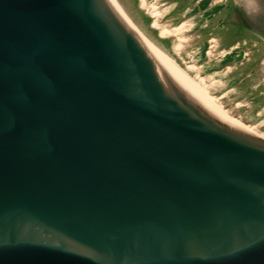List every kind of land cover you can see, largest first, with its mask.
Returning <instances> with one entry per match:
<instances>
[{"label": "water", "instance_id": "95a60500", "mask_svg": "<svg viewBox=\"0 0 264 264\" xmlns=\"http://www.w3.org/2000/svg\"><path fill=\"white\" fill-rule=\"evenodd\" d=\"M0 264H264V137L108 0H0Z\"/></svg>", "mask_w": 264, "mask_h": 264}, {"label": "rangeland", "instance_id": "374dc122", "mask_svg": "<svg viewBox=\"0 0 264 264\" xmlns=\"http://www.w3.org/2000/svg\"><path fill=\"white\" fill-rule=\"evenodd\" d=\"M111 2L137 38L163 57L149 52L157 63L227 121L264 137V32L247 23L242 0Z\"/></svg>", "mask_w": 264, "mask_h": 264}, {"label": "bare ground", "instance_id": "6f19581e", "mask_svg": "<svg viewBox=\"0 0 264 264\" xmlns=\"http://www.w3.org/2000/svg\"><path fill=\"white\" fill-rule=\"evenodd\" d=\"M109 2V1H108ZM111 3V4H110ZM113 2H111V0H110V2H109V4L113 7V9H115V7L113 6V4H112ZM116 10V9H115ZM118 13V12H117ZM166 35H168V33H165ZM143 42V41H142ZM143 44H144V46H145V48H146V50L148 51V53L150 52V53H152L155 57H157V58H159L160 60H162L163 62H164V59H163V57L161 56V55H158L151 47H149L145 42H143ZM149 53V55H150V57H151V59L153 60V62H154V64H155V67L157 68V69H159L161 72H163L164 74H166L168 77H170L171 79H174V81L175 82H177L178 84H180L181 86H183V87H186L188 90H190L191 92H193L195 95H197L198 97H200L202 100H204L200 95H198L197 93H196V91L193 89V88H191L189 85H187L184 81H183V78L180 76V75H178V74H176V75H174V74H171L169 71H168V69H166V68H164V66L163 65H161V64H159V63H157L156 62V60H154L153 58H152V56H151V54ZM166 64V63H165ZM205 101V100H204ZM206 102V101H205ZM207 103V102H206ZM214 107V106H213ZM216 109V108H215ZM219 112V111H218ZM222 116L223 115H225V114H223L222 112H219ZM224 117V116H223ZM225 118H227V117H225ZM229 119V118H228ZM231 119V118H230ZM231 122H233L234 123V120H231ZM232 123V124H233ZM237 124V125H236ZM239 125V126H238ZM235 126H237V127H240V128H242V129H244L245 131H247V132H249V133H251V134H254V135H256L254 132H252V130H248L246 127H244V126H242V125H240L239 123H236V121H235ZM258 136V135H257Z\"/></svg>", "mask_w": 264, "mask_h": 264}, {"label": "built area", "instance_id": "2783aa9c", "mask_svg": "<svg viewBox=\"0 0 264 264\" xmlns=\"http://www.w3.org/2000/svg\"><path fill=\"white\" fill-rule=\"evenodd\" d=\"M212 41H214V38H211V39L207 40V42H208V48H209V49L212 48V46H213ZM210 42H211V43H210ZM206 52H207V51H206Z\"/></svg>", "mask_w": 264, "mask_h": 264}, {"label": "flooded vegetation", "instance_id": "af4514ba", "mask_svg": "<svg viewBox=\"0 0 264 264\" xmlns=\"http://www.w3.org/2000/svg\"><path fill=\"white\" fill-rule=\"evenodd\" d=\"M244 26H246V28L249 27V26H247V25H245V24H244ZM255 31H259V32H262V33L264 32V31H261V30H258V29H255ZM260 37H261V35H260ZM253 99H254V98H253ZM252 102H253V101H252Z\"/></svg>", "mask_w": 264, "mask_h": 264}]
</instances>
